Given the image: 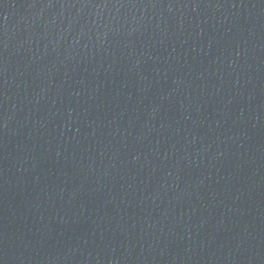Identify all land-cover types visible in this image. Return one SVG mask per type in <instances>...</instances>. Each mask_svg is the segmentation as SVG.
Here are the masks:
<instances>
[{"label": "water", "instance_id": "obj_1", "mask_svg": "<svg viewBox=\"0 0 264 264\" xmlns=\"http://www.w3.org/2000/svg\"><path fill=\"white\" fill-rule=\"evenodd\" d=\"M0 264H264V0H0Z\"/></svg>", "mask_w": 264, "mask_h": 264}]
</instances>
